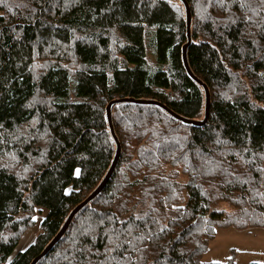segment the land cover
Masks as SVG:
<instances>
[{"label":"trees","instance_id":"1","mask_svg":"<svg viewBox=\"0 0 264 264\" xmlns=\"http://www.w3.org/2000/svg\"><path fill=\"white\" fill-rule=\"evenodd\" d=\"M187 2L207 124L114 106L116 171L38 264H220L203 261L218 230L264 227V0ZM186 43L179 1L0 0V264H31L101 183L116 152L111 101L204 119Z\"/></svg>","mask_w":264,"mask_h":264},{"label":"water","instance_id":"2","mask_svg":"<svg viewBox=\"0 0 264 264\" xmlns=\"http://www.w3.org/2000/svg\"><path fill=\"white\" fill-rule=\"evenodd\" d=\"M166 1H179L183 4L185 13H186V26H187V43L183 47L182 51V59H183V64L184 67L189 74V76L195 80L202 88L204 89L205 92V112H204V119L203 120H192L189 118H185L175 112H173L171 109H169L166 105L155 101V100H146V99H133V98H121L117 100L111 101L107 108H106V113H107V120L110 128V132L112 135V138L115 141L116 144V152L114 159L111 163V166L109 170L107 171L106 175L104 176L103 180L101 183L96 187V189L78 206H76L68 215L67 219L65 220L63 226L59 230V232L56 234V236L50 241V243L43 249V251L34 258V260L31 262V264H38L41 262L45 257L49 255V253L55 248V246L63 239L67 231L69 230L73 220L75 217L83 210L85 209L90 203H92L106 188L107 184L113 177L116 168L119 164L121 154H122V146L121 143L116 135L114 126H113V108L114 106L118 104H125V103H131V104H137V105H144V106H155L158 107L162 110H164L167 114H169L172 118H174L177 121L182 122L183 124L186 125H192L195 127H203L207 124L209 120V115H210V108H211V94L210 90L207 87L205 83H203L199 78H197L194 73L192 72L189 61H188V48L192 43V10L187 2V0H166ZM135 210V207H133Z\"/></svg>","mask_w":264,"mask_h":264},{"label":"rangeland","instance_id":"3","mask_svg":"<svg viewBox=\"0 0 264 264\" xmlns=\"http://www.w3.org/2000/svg\"><path fill=\"white\" fill-rule=\"evenodd\" d=\"M152 60L150 59L151 63H153ZM218 206L222 210L231 211L227 204ZM133 207L137 210V205H133L132 209ZM46 214L45 211L35 216V223L22 235L12 257L19 252L26 251L35 242ZM230 260H233L235 264H264V227L250 230L234 228L218 230L208 244L203 261L226 264Z\"/></svg>","mask_w":264,"mask_h":264},{"label":"snow or ice","instance_id":"4","mask_svg":"<svg viewBox=\"0 0 264 264\" xmlns=\"http://www.w3.org/2000/svg\"><path fill=\"white\" fill-rule=\"evenodd\" d=\"M77 175H79V170L77 169Z\"/></svg>","mask_w":264,"mask_h":264}]
</instances>
